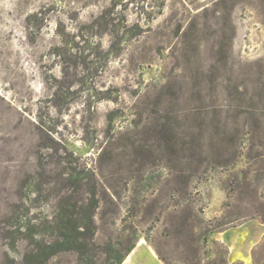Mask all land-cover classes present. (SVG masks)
<instances>
[{
  "label": "rangeland",
  "instance_id": "obj_1",
  "mask_svg": "<svg viewBox=\"0 0 264 264\" xmlns=\"http://www.w3.org/2000/svg\"><path fill=\"white\" fill-rule=\"evenodd\" d=\"M82 184L86 262L56 224ZM262 220L264 0H0V264H240Z\"/></svg>",
  "mask_w": 264,
  "mask_h": 264
},
{
  "label": "trees",
  "instance_id": "obj_2",
  "mask_svg": "<svg viewBox=\"0 0 264 264\" xmlns=\"http://www.w3.org/2000/svg\"><path fill=\"white\" fill-rule=\"evenodd\" d=\"M161 97L162 93L157 92L152 96V99L156 98V100H159ZM158 106V102L153 104V109L151 111L152 114H158L160 112V109H157ZM81 186H85L83 194L86 195L84 198L86 204L82 203V205L79 206L78 198H76L75 195L80 192L78 189H74L69 196H65L61 199L60 209L62 213L61 217L57 218L56 224L60 231L63 232L60 235L63 241L61 243L58 241L59 245H66L69 248L68 250H73L78 254L81 261L86 262L93 261L96 258V254L89 251V249L95 247L94 237L96 235V222L94 211L97 208V205H94L95 201L93 200V197L96 195V186H93L92 184H82ZM76 209H82L81 214L79 211L75 212ZM262 221L264 223V220ZM137 243L138 242L132 243L123 252L116 251L117 257L114 259V264H122L123 260L133 250ZM59 251L60 250H58V252ZM156 253L166 264L160 254L157 251ZM252 258L254 264H264V240L259 246L253 249ZM209 264H217V261L212 260Z\"/></svg>",
  "mask_w": 264,
  "mask_h": 264
},
{
  "label": "crops",
  "instance_id": "obj_3",
  "mask_svg": "<svg viewBox=\"0 0 264 264\" xmlns=\"http://www.w3.org/2000/svg\"><path fill=\"white\" fill-rule=\"evenodd\" d=\"M261 241H256L249 246L246 253L240 257L238 260L240 264H254L252 258L253 249L261 244ZM232 263V262H231ZM122 264H165L157 255L155 249L152 245L147 242H138L133 250L126 256Z\"/></svg>",
  "mask_w": 264,
  "mask_h": 264
}]
</instances>
